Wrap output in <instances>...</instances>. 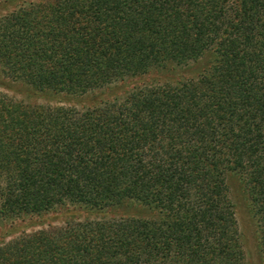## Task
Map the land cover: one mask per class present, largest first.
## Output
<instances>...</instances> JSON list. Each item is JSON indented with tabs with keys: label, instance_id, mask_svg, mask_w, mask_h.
Listing matches in <instances>:
<instances>
[{
	"label": "trees",
	"instance_id": "16d2710c",
	"mask_svg": "<svg viewBox=\"0 0 264 264\" xmlns=\"http://www.w3.org/2000/svg\"><path fill=\"white\" fill-rule=\"evenodd\" d=\"M151 72L165 80L80 108L0 93V264H246L230 174L264 264V0H45L0 17L2 89L62 102ZM48 212L70 214L5 229Z\"/></svg>",
	"mask_w": 264,
	"mask_h": 264
},
{
	"label": "rangeland",
	"instance_id": "374dc122",
	"mask_svg": "<svg viewBox=\"0 0 264 264\" xmlns=\"http://www.w3.org/2000/svg\"><path fill=\"white\" fill-rule=\"evenodd\" d=\"M45 0H10L6 4H0V17L6 15L7 13L12 12L13 10L24 9L25 7L29 6V4L35 2H41ZM163 75V74H162ZM161 74L151 72L145 76L137 77V78H130L125 80L124 85L117 84L113 90L110 92H103L97 97L92 95L82 96V97H70L69 101H62L59 102L57 100H49L43 97H34L29 98L27 95L26 90H23L21 93H15L12 90H6L0 88V93L7 96L9 99L15 101H22L25 103H37L42 105H49L52 107H61V106H75L80 108L82 106L92 105L94 102H97L101 99H112L114 96H121L124 91L130 90L132 88H138L144 84H161L165 79H163ZM193 72H188L185 76H194ZM10 81V80H9ZM19 84L15 82L14 88L17 90ZM42 96H47L48 94L45 92H41ZM56 98H60L65 100L63 95H56ZM227 185L229 188V195L234 204L236 219L238 222V227L242 236L243 247L247 255V262L246 264H261V259L256 254H252L253 248L251 245L254 241V224L252 223L251 216L248 209V202L243 193V189L238 178L235 175H228L227 176ZM134 212H138L141 216L149 215L148 211L139 207H136L135 210L132 208ZM70 213H59V212H48L41 214L40 216L33 215L31 217H26L25 219L17 220L12 226H7L6 230L11 229H21L24 226H29L26 229V233L29 234L31 232L39 231V230H49L54 227L61 226L67 218H69ZM4 228L1 230L4 232ZM18 237V234L11 235L5 241L9 242L14 240ZM1 240V236H0ZM246 243V244H245Z\"/></svg>",
	"mask_w": 264,
	"mask_h": 264
}]
</instances>
